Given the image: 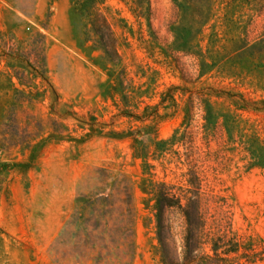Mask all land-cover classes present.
<instances>
[{
    "label": "rangeland",
    "instance_id": "obj_1",
    "mask_svg": "<svg viewBox=\"0 0 264 264\" xmlns=\"http://www.w3.org/2000/svg\"><path fill=\"white\" fill-rule=\"evenodd\" d=\"M84 2L0 0V264H105L109 193L129 264H264V0Z\"/></svg>",
    "mask_w": 264,
    "mask_h": 264
},
{
    "label": "trees",
    "instance_id": "obj_2",
    "mask_svg": "<svg viewBox=\"0 0 264 264\" xmlns=\"http://www.w3.org/2000/svg\"><path fill=\"white\" fill-rule=\"evenodd\" d=\"M94 0H85L84 4ZM79 13H75V15ZM74 18V17H73ZM91 31L94 34L97 47L103 52L104 57L111 63H116L119 55L115 46V39L107 19L100 14H96L92 19ZM85 34L88 35L87 32ZM89 38H86V42ZM252 46H245V52L252 50ZM112 193L103 195V201L107 210H104L105 223L103 225L87 224L83 228L84 235V254L89 256L97 253L105 264H129L134 254V215L131 208L126 210H115L111 199ZM97 198H93L92 205H96ZM109 201L110 203H107ZM94 217L100 219L97 210H93ZM89 218L88 215L85 219ZM90 220V219H89Z\"/></svg>",
    "mask_w": 264,
    "mask_h": 264
}]
</instances>
